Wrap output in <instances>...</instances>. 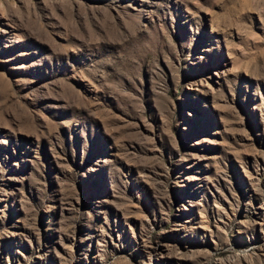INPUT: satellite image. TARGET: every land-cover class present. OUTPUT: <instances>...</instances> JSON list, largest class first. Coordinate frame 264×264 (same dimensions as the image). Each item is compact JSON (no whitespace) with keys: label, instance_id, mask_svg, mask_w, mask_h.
<instances>
[{"label":"rangeland","instance_id":"374dc122","mask_svg":"<svg viewBox=\"0 0 264 264\" xmlns=\"http://www.w3.org/2000/svg\"><path fill=\"white\" fill-rule=\"evenodd\" d=\"M0 264H264V0H0Z\"/></svg>","mask_w":264,"mask_h":264}]
</instances>
